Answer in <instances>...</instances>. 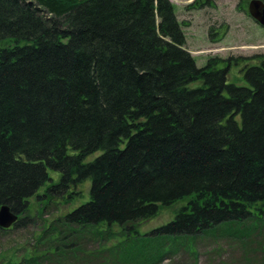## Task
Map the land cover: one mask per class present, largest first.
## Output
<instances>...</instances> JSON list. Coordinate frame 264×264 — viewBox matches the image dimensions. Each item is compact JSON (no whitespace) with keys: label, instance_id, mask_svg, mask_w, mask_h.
Wrapping results in <instances>:
<instances>
[{"label":"trees","instance_id":"16d2710c","mask_svg":"<svg viewBox=\"0 0 264 264\" xmlns=\"http://www.w3.org/2000/svg\"><path fill=\"white\" fill-rule=\"evenodd\" d=\"M186 44L171 0H0V208L90 179L59 220L129 257L139 225L185 200L140 248L149 262L168 250L154 242L264 223V53L199 66Z\"/></svg>","mask_w":264,"mask_h":264},{"label":"rangeland","instance_id":"374dc122","mask_svg":"<svg viewBox=\"0 0 264 264\" xmlns=\"http://www.w3.org/2000/svg\"><path fill=\"white\" fill-rule=\"evenodd\" d=\"M178 20L186 36V47L204 66L210 57H251L264 53V27L248 12L247 0H171ZM205 3L202 7L198 4ZM196 4L195 6H193ZM244 9H247L245 11ZM242 65H234L228 75L229 82L247 85ZM199 83H193L196 86ZM99 154V153H98ZM98 154L90 156L93 159ZM55 182L60 172L49 170ZM50 183V182H49ZM48 183V184H49ZM91 180L78 186L80 194L68 199L56 197L50 200L31 198V207L19 218L30 217L26 227L0 229V264H264V223L247 221L240 233L235 227L220 226L196 237L164 239L157 249L167 253L151 262L146 261L140 249L151 232L175 217L186 201L179 200L169 206H161L158 214L139 225L140 247L123 256V250L114 238L95 236L93 229L77 233L64 225L60 219L71 208L90 198ZM257 225V226H256ZM57 229L63 241L58 245ZM58 247V253L53 248ZM131 249V244L125 245ZM150 249V248H149ZM117 250V251H115Z\"/></svg>","mask_w":264,"mask_h":264},{"label":"water","instance_id":"95a60500","mask_svg":"<svg viewBox=\"0 0 264 264\" xmlns=\"http://www.w3.org/2000/svg\"><path fill=\"white\" fill-rule=\"evenodd\" d=\"M248 12L251 17L264 27V0H250ZM19 220V214L12 210L9 205L0 208V228L8 229Z\"/></svg>","mask_w":264,"mask_h":264}]
</instances>
